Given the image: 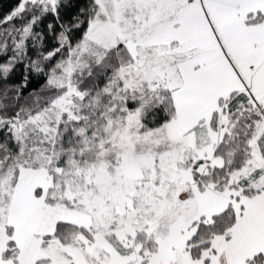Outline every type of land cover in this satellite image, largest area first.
<instances>
[{"label":"snow or ice","instance_id":"obj_1","mask_svg":"<svg viewBox=\"0 0 264 264\" xmlns=\"http://www.w3.org/2000/svg\"><path fill=\"white\" fill-rule=\"evenodd\" d=\"M0 264H264V0L0 15Z\"/></svg>","mask_w":264,"mask_h":264},{"label":"trees","instance_id":"obj_2","mask_svg":"<svg viewBox=\"0 0 264 264\" xmlns=\"http://www.w3.org/2000/svg\"><path fill=\"white\" fill-rule=\"evenodd\" d=\"M17 2L18 0H0V15L7 13ZM17 23H19V21H17Z\"/></svg>","mask_w":264,"mask_h":264}]
</instances>
